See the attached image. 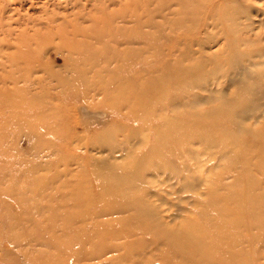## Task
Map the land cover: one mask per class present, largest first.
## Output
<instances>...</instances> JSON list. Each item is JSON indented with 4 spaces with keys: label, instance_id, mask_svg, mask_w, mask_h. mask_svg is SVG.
Instances as JSON below:
<instances>
[{
    "label": "rangeland",
    "instance_id": "1",
    "mask_svg": "<svg viewBox=\"0 0 264 264\" xmlns=\"http://www.w3.org/2000/svg\"><path fill=\"white\" fill-rule=\"evenodd\" d=\"M0 264H264V0H0Z\"/></svg>",
    "mask_w": 264,
    "mask_h": 264
}]
</instances>
